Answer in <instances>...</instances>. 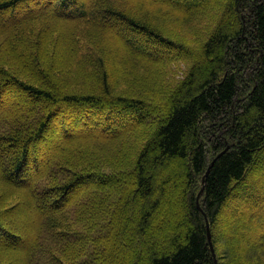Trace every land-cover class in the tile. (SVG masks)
Returning <instances> with one entry per match:
<instances>
[{
    "label": "trees",
    "instance_id": "1",
    "mask_svg": "<svg viewBox=\"0 0 264 264\" xmlns=\"http://www.w3.org/2000/svg\"><path fill=\"white\" fill-rule=\"evenodd\" d=\"M45 1L14 19L29 0H0V105L9 88L41 102L30 116L0 109V150L12 151L0 167V233L12 243L0 244V264L17 254L13 264H24L29 251L14 246L20 237L3 218L33 210L52 235L41 245L47 264H95L97 256L100 264H215L204 213L217 264H264V209H243L257 196L251 177L264 178V0ZM165 19L194 27L197 38L172 36ZM86 106L96 128L86 129L90 121L53 148L47 172L56 181L36 197L20 187L30 145L58 109ZM151 109L163 113L154 121ZM84 179L103 185L106 198L89 190L92 205L57 212ZM180 181L182 208L160 247L150 235L167 185ZM232 199L241 212L222 218ZM118 205L126 207L119 221ZM144 241L143 261L136 248ZM71 243L88 256L78 248L81 258H71Z\"/></svg>",
    "mask_w": 264,
    "mask_h": 264
},
{
    "label": "rangeland",
    "instance_id": "2",
    "mask_svg": "<svg viewBox=\"0 0 264 264\" xmlns=\"http://www.w3.org/2000/svg\"><path fill=\"white\" fill-rule=\"evenodd\" d=\"M44 2H47L49 4V1H45V0H29V2L27 3L28 4L27 11L24 9V6L22 5L16 8L14 19H19L22 16H25L26 14H28V11L37 9L38 7L42 6V3ZM90 5L92 6L91 2H90ZM0 17L3 18L4 15L0 14ZM4 20L6 22L9 21V19L7 18H4ZM166 21L167 19H165L163 29L164 31H169L172 34V36L174 35L176 36L175 33L177 32L181 36L187 39H191L192 37L197 38L192 33V30L194 27H190V25H183L182 23L181 24H176V23L172 24L170 22L167 23ZM107 28L108 29H106V32L112 31V33H115V32L120 33V30L116 26H109ZM5 91L7 94L10 95L6 103L7 105L5 106L9 107L10 109H15L19 114H23L24 116L26 115L30 116L36 110L35 108L36 105L41 104V102H39L37 99H34L29 96L24 97L20 91L18 90L15 91L13 88L6 89ZM153 92L154 91L151 92L149 90L148 95L150 96L152 100L156 101L158 100V97H160V95L157 92L155 94H152ZM164 93H167V90H164ZM6 107L0 105V109L6 108ZM67 110L58 109V113L55 114V117H53V119L50 120V130L46 133L45 137L43 139H39L36 142H32V144L30 145L28 165H27V168L24 174H21L22 176L19 181L20 182L19 184H20V187L22 188H25L28 190L31 189L32 191H34L35 197L38 195V189H42L46 186H49L51 185V183L56 181L55 177L51 176L52 173L50 174L47 172V169L53 166V164L51 165L52 156H53V148L57 144H60L63 140H66V138H70L71 136L81 134L82 126L86 127V124H89L90 121L92 122L91 124L88 125V128L86 129L93 130L94 128H96L97 122L93 118V113H94L93 107L86 106L81 109L79 107L78 108L75 107L74 110L70 109L69 107ZM161 113H163V111L159 112L158 114L157 112H155V110L151 109L149 117L151 118L155 117V118H152L155 121L157 120V116L159 117ZM149 129L150 128H147L146 131L149 132ZM0 153L2 155V159H4V163L2 162V160H0V167L4 170L10 166L9 156L12 155V151L9 152L6 149H1ZM175 170L177 171V169ZM249 181L252 184V186H254V188L256 189L257 196H255L254 199L250 200L249 202H246L243 205L244 211H247L248 207L250 209H254L255 211L259 210V208L264 209V178L255 180L254 177H251ZM182 187H183V182L181 183V181L177 182L174 185L173 184L167 185L164 210L161 211L160 214L157 216L156 222L153 228V232L150 235V238L154 240V242H157V245L160 247H163L167 243L166 234H168V230H171L174 228V223L177 218L173 217L174 214L172 212L174 211L178 212L182 208L181 201H180V197L182 196ZM89 190L94 191L92 193L97 194L98 198L100 199L106 198L103 185H101L100 183L92 179H84V180H81L79 184H77V186L72 190L70 197L67 199V201L62 207L63 209L59 208L58 210L56 209V211L62 212L67 206H70L71 204H73L71 207L74 211H77L78 208H81V206L85 204L92 205V201L93 199H96V196L95 197L89 196L90 195V193L88 192ZM81 196H83L84 198H82ZM29 198L31 197L27 196V200ZM198 200H200V197H198ZM198 203L201 206L200 201H198ZM240 204H241L240 200L232 199L230 201V204L222 209V215H221L222 218L227 219L233 216V213L231 210H233L234 212L237 211L236 213H240L241 210L239 208L242 207L240 206ZM31 205L32 207L35 206L38 209V206L34 204V199H32ZM113 212L115 216L117 217V221H119L120 218H123V213L125 216L126 207L125 206L122 207V205H118L117 208L115 207V210ZM108 213H109L108 211L103 210L101 216L102 217L107 216ZM36 214L37 212L34 210L32 211V214L28 211L26 214H25V211L23 212L16 211L11 216L7 218H3L4 223L9 226V229L11 228V230H15L17 235L20 237V241L14 244V246L17 247L22 252L24 249L29 250L28 255L25 256L24 264H47L45 263L46 262L45 260L47 259V257L45 253H42L41 245L43 243V240H45L46 238H49L52 235L47 233L46 230L43 229L42 223L40 222L41 219L39 218L37 219ZM219 225L220 226L223 225V222H221V220H219ZM261 226H264V223H261ZM36 230H38L40 233L39 236L37 235L38 238L36 236ZM83 236H84L83 238L86 239V234H84ZM37 239H40L41 241V243L38 244L37 246L38 248L36 247ZM93 242L94 241H91L89 244L91 246H94L95 243ZM2 243L12 245V243H10V240L0 233V244ZM146 244H147V241H144L142 246H137L136 248L139 254V257H141L143 261L146 258V247H147ZM72 247L74 248V250L71 249ZM36 248L39 249L38 254H36ZM69 249L71 252L70 253L71 258L73 257L75 261L81 258L80 255L88 256L85 254L86 252H88V248L87 247L85 248L82 245L81 247H77L76 245L71 243V247ZM76 249L80 250L79 251L80 255L78 256H76L74 253ZM17 257L18 258L16 259H22L23 254H17ZM215 257L217 258L216 252H215ZM94 258H95V264H100L97 261L98 256L97 258L96 257ZM16 259L14 262H17ZM90 260H92V258ZM73 264H79V263H73Z\"/></svg>",
    "mask_w": 264,
    "mask_h": 264
},
{
    "label": "water",
    "instance_id": "3",
    "mask_svg": "<svg viewBox=\"0 0 264 264\" xmlns=\"http://www.w3.org/2000/svg\"><path fill=\"white\" fill-rule=\"evenodd\" d=\"M229 148H230V146L228 145V146L226 147V149H224L223 151H221V152H220V153H219V154L213 159V161L211 162V164L209 165V167H208V169H207V172H206L205 177L209 174V172H210V168H211V166L214 164V162L216 161V159L219 158L223 153H225ZM205 177H204L203 182H205ZM203 188H204V187H203ZM203 188L201 189V191H200L198 197H200V195H201V193H202V191H203ZM198 205H199V206H198L199 209L204 213V211H203V209H202V207L200 206L199 203H198ZM204 215H205V217H206V219H207L208 241H209V244H210V247H211V250H212L213 256H214V258H215V264H217V260H216V257H215L214 245H213V241H212V236H211L210 229H209L208 218H207V216H206V213H204Z\"/></svg>",
    "mask_w": 264,
    "mask_h": 264
},
{
    "label": "bare ground",
    "instance_id": "4",
    "mask_svg": "<svg viewBox=\"0 0 264 264\" xmlns=\"http://www.w3.org/2000/svg\"><path fill=\"white\" fill-rule=\"evenodd\" d=\"M97 173V172H96Z\"/></svg>",
    "mask_w": 264,
    "mask_h": 264
}]
</instances>
